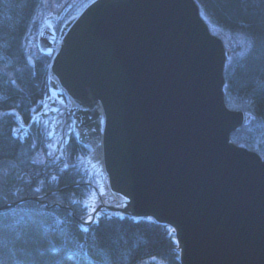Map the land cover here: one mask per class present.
Returning <instances> with one entry per match:
<instances>
[{"label":"water","instance_id":"95a60500","mask_svg":"<svg viewBox=\"0 0 264 264\" xmlns=\"http://www.w3.org/2000/svg\"><path fill=\"white\" fill-rule=\"evenodd\" d=\"M57 20L35 40L50 95L68 100L56 149L75 119L104 178L97 212L165 225L179 264H264V160L230 140L250 116L225 104L230 53L196 2L92 0L58 33Z\"/></svg>","mask_w":264,"mask_h":264},{"label":"trees","instance_id":"16d2710c","mask_svg":"<svg viewBox=\"0 0 264 264\" xmlns=\"http://www.w3.org/2000/svg\"><path fill=\"white\" fill-rule=\"evenodd\" d=\"M90 1L81 0L66 18ZM194 1L209 29L230 53L223 70L225 104L250 116L230 134V140L264 160V3ZM43 2L0 0V208L24 198L38 199L0 210V262L179 264L174 237L165 225L109 215L101 216L98 226L81 225L78 220L85 219L80 205L72 201L83 187L76 186L75 178L54 171L47 160L44 128L34 125L33 134L23 142L12 136L15 118L2 114L14 110L27 120L48 90L50 57L40 55L33 46ZM52 175L58 179L52 181ZM36 187L41 188L39 193L34 191Z\"/></svg>","mask_w":264,"mask_h":264},{"label":"flooded vegetation","instance_id":"af4514ba","mask_svg":"<svg viewBox=\"0 0 264 264\" xmlns=\"http://www.w3.org/2000/svg\"><path fill=\"white\" fill-rule=\"evenodd\" d=\"M80 1H71L70 4H67L66 8H62L59 13L63 12H71L72 8H75ZM58 20L56 23L53 24L56 32L58 33L62 24L58 27L57 31V23L62 20L60 16H57ZM56 24V25H55ZM48 98L47 102L52 107L60 108L62 110L63 106H66L68 104V100L65 96V94L58 90L55 93V96H51L49 93V90H47L46 94L42 97L40 101L36 103L34 107L30 110L29 117L27 120H23L24 125H28L30 121L34 118L33 109L36 110L37 113L41 112H47L48 109H45L43 107L42 101L45 100V98ZM59 113L56 112H48V116H38L36 117L37 122L32 123L30 128L28 130H21L19 129V136H23L24 138L28 137L29 133H32V127L35 126H42L45 130V135L48 140V144H52L55 148V151H53L52 156L50 157L48 155V161L53 166L54 171L59 173L58 175H61L63 177H70L75 178V183L77 187H83V190L80 192H77L76 194H73V197L75 198V201L77 204L80 205L81 214H83L84 219L87 218L89 208L93 205V199L97 195V190L102 191V185L104 182V178L102 174L95 175L93 172H91L89 166L87 165V161H90L92 159L91 150L78 142L77 137L72 132L70 139H68L67 143L64 147L57 150V139L58 134L56 133L51 138L48 136V132L51 130L53 124H55V127L57 124H59L61 121V118L59 117ZM21 117V116H20ZM22 118V117H21ZM47 121V127L45 126ZM17 128V125L16 127ZM33 134V133H32ZM13 136V134H12ZM17 139V138H16ZM56 142V143H55ZM47 144V145H48ZM70 146V149H69ZM49 149V148H48ZM62 150V151H61ZM51 151V149H49ZM48 151V152H49ZM59 156L60 159L57 160L56 157ZM43 162H46V159H43ZM91 162V161H90ZM64 164H68L69 167L66 170H63ZM42 197V196H41ZM87 205L88 207H85ZM104 214H102L103 216ZM82 216V215H81Z\"/></svg>","mask_w":264,"mask_h":264},{"label":"snow or ice","instance_id":"6c2138e0","mask_svg":"<svg viewBox=\"0 0 264 264\" xmlns=\"http://www.w3.org/2000/svg\"><path fill=\"white\" fill-rule=\"evenodd\" d=\"M93 2H95V0H93ZM258 2L264 3V0H258ZM47 100H48V98L46 97L45 100L42 101L41 103L43 104V107L45 109H48V111L47 112L37 113L36 110L33 109L32 111H33V114H34V118H33V120L30 123H36L37 122L36 117H38V116L47 117L48 116V112H56V113H59L61 116L64 115V113L62 112V110L60 108L52 107L51 105L48 104ZM8 115H15V116H17L19 118V114L14 112V111H10L8 113ZM72 115L74 116V114H72ZM20 119L22 120V118H20ZM75 123H76V121H75V119H73L72 123L68 125L67 132L65 133V136H64L65 142H67V140L70 139L71 132H72L73 127L75 126ZM45 126L47 127V121H46ZM21 127H23L22 123H21ZM19 131L20 130L18 128H13L12 129L13 137L14 138H18V139L21 140V142H23L24 137L18 135ZM55 134H56V127H55V124H53L51 130L48 132V136H49V138H51ZM46 147L51 149V151L48 152V155L51 157L53 151H55V148L53 147L52 144H48V145H46ZM56 159L59 160L60 157L57 156ZM68 167H69L68 164H64L62 171L66 170ZM50 179L52 181H56L58 179V177L56 175H52L50 177ZM41 183H43V181H41ZM34 191L36 193H39L41 191V188L40 187H36L34 189ZM100 194L103 195V192H101ZM72 202L76 203V201H72ZM126 206L127 205L125 204L124 207H126ZM85 207H88V206L85 205ZM96 209H97V206L95 204H93L89 208L87 218L84 220V224H95L97 226L100 224L102 213L101 212H97ZM93 213H95V217L93 216ZM114 215L118 216L121 220L125 219V214L124 213H114ZM141 219H145V220L151 221L153 218L152 217H143V218L142 217H133V220L135 222H137V223H139V221ZM83 231L87 232L88 228H84ZM0 264H2V262H0Z\"/></svg>","mask_w":264,"mask_h":264},{"label":"rangeland","instance_id":"374dc122","mask_svg":"<svg viewBox=\"0 0 264 264\" xmlns=\"http://www.w3.org/2000/svg\"><path fill=\"white\" fill-rule=\"evenodd\" d=\"M71 1H73V0H44V2H43V12L41 13L40 18H39L40 24L42 23L43 19L46 16H48V15H51L52 14V15H55V16H60L62 18V20L59 21V23H57V27L56 28L58 29V27L62 24V22L65 21V20H67L66 15L68 13V12H66V13L61 12V13H59L60 10H61V7L63 9L66 8L67 7V4H70ZM75 1H80V3L78 5L82 4L81 0H75ZM80 10L81 9L78 7L77 11L74 12V13H78V12H80ZM35 40H36V36L34 37L33 42H35ZM33 46L36 49V42L34 43ZM90 161H87V165L91 169L90 171L93 172L95 175L102 174V172H101V166L99 165V163L97 161L95 162L93 159H90ZM95 201L96 200L94 198L93 199V202H95Z\"/></svg>","mask_w":264,"mask_h":264}]
</instances>
